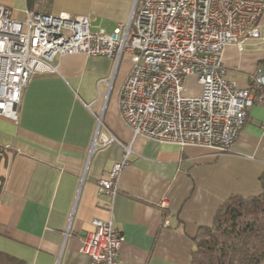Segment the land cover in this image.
I'll use <instances>...</instances> for the list:
<instances>
[{"label": "crops", "instance_id": "obj_1", "mask_svg": "<svg viewBox=\"0 0 264 264\" xmlns=\"http://www.w3.org/2000/svg\"><path fill=\"white\" fill-rule=\"evenodd\" d=\"M134 0H0L16 20L25 9L88 16L91 29L111 31L128 19ZM264 38V11L259 20ZM227 76L241 89L264 69V47L248 40L224 47ZM24 89L15 124L0 116V252L21 264H94L80 253L92 221H111L123 235L122 264H189L193 238L210 227L230 196L260 194L264 171V89L225 153L133 138L118 101L131 62L82 54L55 57ZM194 78L189 76L187 79ZM195 79V78H194ZM200 91L190 94L199 96ZM96 117L113 140L93 147ZM102 131V130H101ZM98 136V135H97ZM127 153L116 193H99ZM79 188V189H78Z\"/></svg>", "mask_w": 264, "mask_h": 264}, {"label": "built area", "instance_id": "obj_2", "mask_svg": "<svg viewBox=\"0 0 264 264\" xmlns=\"http://www.w3.org/2000/svg\"><path fill=\"white\" fill-rule=\"evenodd\" d=\"M263 11L264 0H134L128 19L107 31L92 30L88 16L36 9H25L16 20L0 5V116L18 123L24 89L35 73L54 69L55 57L101 56L115 71L128 55L131 68L118 107L134 137L228 152L262 95L235 85L222 53L229 44L241 50L248 40L264 47L258 30ZM188 76L201 86L199 96L183 95ZM252 84L264 85L263 67L250 76ZM96 124L95 144L105 147L113 138L100 117ZM128 152L98 181L99 193H116ZM92 226L80 239V253L94 264H122L123 235L111 221L94 220Z\"/></svg>", "mask_w": 264, "mask_h": 264}, {"label": "trees", "instance_id": "obj_3", "mask_svg": "<svg viewBox=\"0 0 264 264\" xmlns=\"http://www.w3.org/2000/svg\"><path fill=\"white\" fill-rule=\"evenodd\" d=\"M33 1L26 0L28 8ZM249 88L258 94L264 85ZM259 180L260 194L228 197L215 211L211 226L198 229L189 264H264V171ZM2 183L0 176V190ZM0 264L21 263L0 252Z\"/></svg>", "mask_w": 264, "mask_h": 264}, {"label": "rangeland", "instance_id": "obj_4", "mask_svg": "<svg viewBox=\"0 0 264 264\" xmlns=\"http://www.w3.org/2000/svg\"><path fill=\"white\" fill-rule=\"evenodd\" d=\"M187 78H186L185 84H184V92H183L184 96H190V94L196 93L197 91L201 90V86L197 83V80L195 77H194L195 79L191 78L189 80ZM0 176H1V174H0Z\"/></svg>", "mask_w": 264, "mask_h": 264}, {"label": "bare ground", "instance_id": "obj_5", "mask_svg": "<svg viewBox=\"0 0 264 264\" xmlns=\"http://www.w3.org/2000/svg\"><path fill=\"white\" fill-rule=\"evenodd\" d=\"M258 30H259V28H258ZM259 34H260V32H259ZM244 46V45H243ZM119 108V107H118ZM119 114H120V112H119ZM121 117V116H120ZM123 120V119H122ZM125 123V122H124ZM126 124V123H125ZM127 125V124H126ZM128 126V125H127ZM129 127V126H128ZM130 128V127H129ZM130 130H131V128H130ZM132 131V130H131ZM98 135V136H97ZM97 135H95V139H94V148L95 147H99V148H103V147H100V146H98V145H96L95 143H98L99 142V134H97ZM132 135H133V132H132ZM133 138H138V137H134V135H133ZM142 138V137H141ZM143 139H145V138H143ZM146 140H148V139H146ZM151 141V140H150ZM109 144V143H108ZM107 144V145H108ZM106 145V146H107ZM127 157V156H126ZM127 162V161H126ZM115 166V165H114ZM113 169V168H112ZM110 174V173H109ZM109 176V175H108ZM108 178V177H107ZM106 178V179H107ZM102 180V179H101ZM100 181V180H99ZM97 185H98V182H97ZM108 195H114V194H108ZM113 225V224H112Z\"/></svg>", "mask_w": 264, "mask_h": 264}]
</instances>
